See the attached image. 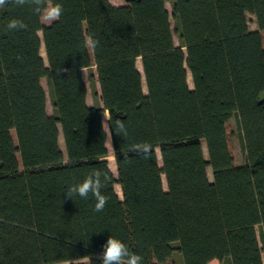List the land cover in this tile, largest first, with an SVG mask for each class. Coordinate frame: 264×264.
I'll return each mask as SVG.
<instances>
[{"label":"trees","instance_id":"16d2710c","mask_svg":"<svg viewBox=\"0 0 264 264\" xmlns=\"http://www.w3.org/2000/svg\"><path fill=\"white\" fill-rule=\"evenodd\" d=\"M38 2L0 7V264H98L109 235L142 264H264V0H60L48 24ZM94 170L102 212L63 193Z\"/></svg>","mask_w":264,"mask_h":264},{"label":"clouds","instance_id":"9594fccd","mask_svg":"<svg viewBox=\"0 0 264 264\" xmlns=\"http://www.w3.org/2000/svg\"><path fill=\"white\" fill-rule=\"evenodd\" d=\"M25 2L26 0H16L18 5H24ZM5 4L6 0H0V7ZM35 11L44 20L54 22L63 15L64 7L60 0H52L51 4H45L43 0H39ZM25 27V22L18 17L10 18L6 23L8 31H19ZM90 43L94 46L96 41L93 40ZM116 132L120 135L126 133L124 125L121 124L119 131ZM108 181L109 176L105 171L94 170L80 180L68 185L63 193L72 200L74 198L86 200L91 197L94 201V211L102 212L109 199L104 191ZM96 256L98 264H142V257L133 252L123 240L114 235H109L104 240L101 250Z\"/></svg>","mask_w":264,"mask_h":264},{"label":"rangeland","instance_id":"374dc122","mask_svg":"<svg viewBox=\"0 0 264 264\" xmlns=\"http://www.w3.org/2000/svg\"><path fill=\"white\" fill-rule=\"evenodd\" d=\"M113 2H117V3H124L125 0H112ZM49 4V3H48ZM167 8L168 10L170 11V4L167 3ZM248 20H249V28L250 29H256V24H255V19L252 15L248 14ZM42 20V23L43 24H48L50 23L49 21H46L44 20L43 18H41ZM171 22V27L172 29H174V22L171 18L170 20ZM39 35L41 36V32H39ZM174 43L176 46H179V42H178V39H177V36L174 35ZM40 54L41 56L44 58V60L46 59V56H45V50H44V47L43 45L41 46V50H40ZM136 65H137V68L140 72H142V67H141V63H140V60L138 59L137 62H136ZM84 79L86 81V84H87V87H88V96H87V99H88V102L93 104L94 103V97H93V88H92V85L90 83V80H89V77H88V69H85L84 70ZM41 84L43 85V88L45 90V93H46V97H47V112L48 114L51 113V104H50V100H49V92H48V85H47V80L46 78H42L41 79ZM188 84L190 87H192V83H191V79H190V76L188 74ZM97 84H95V88L97 90ZM143 87L145 89V85L143 83ZM102 118H103V123L105 125V130L107 131V113L104 112L102 114ZM228 127H229V130L232 134V137H231V145H232V149H233V152L236 156V160L238 163H242L243 160H244V150H243V147H242V143H241V139H240V135H239V130L237 128V123H236V120L235 118H232L230 121H229V124H228ZM59 144H60V147L61 149L63 150L64 149V146H63V140H62V136L60 134L59 136ZM106 146H107V149H108V153H107V156L105 157L106 160L108 161V163H113L114 164V175L115 177H117V171L116 170V164H115V160H114V156H113V153H112V148H111V144H110V139H109V135H108V139L106 141ZM202 146H203V151H204V154L206 156V150H205V145L204 143H202ZM157 158H158V163L161 164V158H160V153L159 151L157 150ZM207 172H208V177L211 179V170L210 168L207 169ZM162 180H163V183H164V186H165V179H164V176L162 175ZM115 187H116V193L117 195L121 198V188L118 184H115ZM257 231L259 232V228H257ZM259 241H260V244L262 245V241H261V237L259 236ZM262 257H263V261H264V252H262ZM173 258L175 260V264H184L183 263V257L181 255V253L179 252H174L173 253ZM215 264V263H213Z\"/></svg>","mask_w":264,"mask_h":264},{"label":"crops","instance_id":"0c3cea01","mask_svg":"<svg viewBox=\"0 0 264 264\" xmlns=\"http://www.w3.org/2000/svg\"><path fill=\"white\" fill-rule=\"evenodd\" d=\"M113 5H116V6H118V5H121V4H123V3H117V2H113L112 0H109ZM89 49H90V47H89ZM92 68H93V71H94V74H95V69H94V66H92ZM84 70L85 69H83L82 70V72H83V77H84ZM95 76H96V74H95ZM84 81H85V79H84ZM85 83H86V81H85ZM95 84H97V93L98 94H100V91H99V85H98V83H97V81L95 82ZM87 85V84H86ZM87 90H88V87H87ZM87 96H88V93H87ZM86 100H87V103L89 104V105H92L91 103H89L88 102V99L86 98ZM213 263H215V264H220L219 263V261L218 260H212V261H210L208 264H213Z\"/></svg>","mask_w":264,"mask_h":264},{"label":"water","instance_id":"95a60500","mask_svg":"<svg viewBox=\"0 0 264 264\" xmlns=\"http://www.w3.org/2000/svg\"><path fill=\"white\" fill-rule=\"evenodd\" d=\"M117 178V177H116Z\"/></svg>","mask_w":264,"mask_h":264}]
</instances>
